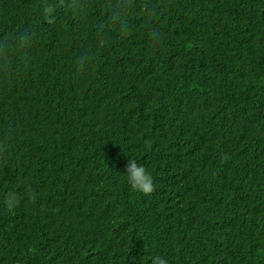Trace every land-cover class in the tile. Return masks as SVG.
Returning <instances> with one entry per match:
<instances>
[{
	"label": "trees",
	"instance_id": "trees-1",
	"mask_svg": "<svg viewBox=\"0 0 264 264\" xmlns=\"http://www.w3.org/2000/svg\"><path fill=\"white\" fill-rule=\"evenodd\" d=\"M159 1L0 0V264H264V0Z\"/></svg>",
	"mask_w": 264,
	"mask_h": 264
},
{
	"label": "clouds",
	"instance_id": "clouds-1",
	"mask_svg": "<svg viewBox=\"0 0 264 264\" xmlns=\"http://www.w3.org/2000/svg\"><path fill=\"white\" fill-rule=\"evenodd\" d=\"M138 4L141 6V9H138L137 12H149L150 18L152 19L153 23V31L150 32L152 36L153 34L171 33L174 31V25L170 18V11L162 1L138 0ZM152 5L154 6V9L149 11ZM67 7L72 9H79L76 14H79L80 10L83 9V6L80 9V0H67ZM148 40L150 39L140 37L139 40L136 41V43L140 45H150V43L146 42ZM151 54L148 55V51L145 53H140L136 55L139 57L137 58V60L147 61V57L149 58ZM74 100L82 105L98 106L96 104L98 102L90 94V89L84 90V86H82L81 89L76 93V97L74 98ZM140 162L141 160H138L136 162L133 159H128L125 165L122 162L120 171L125 170L123 174L130 189L139 193L148 194L153 190V178L151 174L146 170V168L142 164H140ZM66 180L75 181L77 180V176H73L70 179L68 178ZM15 202V196L10 195L6 200V205L7 207L11 208L14 206ZM153 248H155V244L152 243V246H150L149 249ZM8 258L14 260L13 255L9 256ZM152 264H166V262L160 257H154Z\"/></svg>",
	"mask_w": 264,
	"mask_h": 264
}]
</instances>
